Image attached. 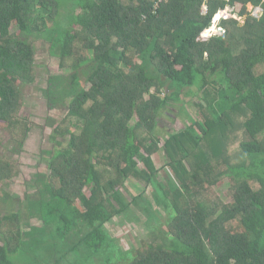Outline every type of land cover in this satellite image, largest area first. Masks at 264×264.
<instances>
[{"label": "trees", "instance_id": "16d2710c", "mask_svg": "<svg viewBox=\"0 0 264 264\" xmlns=\"http://www.w3.org/2000/svg\"><path fill=\"white\" fill-rule=\"evenodd\" d=\"M226 5L243 22L222 19L224 32L208 36L204 28ZM36 41L47 42L64 71L49 74L43 90L49 108L65 106L52 126L64 145L45 150L46 171L20 199L2 184L19 173L15 154L33 122L20 111V86L35 79ZM190 87L204 94L197 117L161 136L159 116ZM0 124L8 133L0 143V264H30L36 228L22 229L25 217L63 223L59 235L88 247L69 251L100 258L113 216L141 205L157 220L142 192L125 196L129 178L150 185L166 215L115 264H264V0H0ZM160 168L170 172L162 177ZM222 179L226 200L215 188ZM45 231L32 236L34 247L45 248ZM44 248L31 264L62 258Z\"/></svg>", "mask_w": 264, "mask_h": 264}, {"label": "rangeland", "instance_id": "374dc122", "mask_svg": "<svg viewBox=\"0 0 264 264\" xmlns=\"http://www.w3.org/2000/svg\"><path fill=\"white\" fill-rule=\"evenodd\" d=\"M247 9L250 10L249 5L247 6ZM63 15L64 13L62 9V18ZM239 22H243V16ZM12 29H14L13 25ZM34 70L35 79L32 82L20 86L24 97L20 111L29 115V118L33 121L22 149H20L21 151L15 154L19 162L20 170L15 177L2 184L3 188L9 191L12 197L20 199H23L27 192L30 193L31 189H34L32 186H28V182L33 180L35 173L46 171L45 157L47 154H45V150H55L59 146L61 147L64 145L63 138H58L60 143L55 142L54 137L52 136V126L64 115L66 111L65 106L62 102H58L55 107L49 108L47 100L43 94V90L47 84V76L49 74L52 75L64 72L58 67V57L56 52L51 53L49 51L47 42L36 41L35 43ZM213 85L215 87H226V83L223 80H216L213 82ZM188 89L189 92L181 97L180 102H176L175 106L170 111H166L159 116L158 124L161 136L165 135L168 131L180 130L183 128L185 125L184 123L190 121L189 116L194 118L197 117L195 116L197 113L194 103L201 101L200 99H202V95L204 94L196 91L194 87ZM207 96L209 97V95ZM179 104H181V106H179ZM7 139L8 133L4 126L0 124V143L7 145ZM0 151H2L1 145ZM153 160L157 167H161L165 162V158L161 153H155L153 155ZM161 169L162 168H160L159 174L162 177L164 174L167 175V173L170 172L168 168H164L165 172ZM215 188L218 194L226 200L225 190L227 189V180L222 179L215 185ZM123 192L128 198L131 194L142 192L143 199L146 202L149 201L151 203V209H157L159 211V214H155L157 220L153 217L148 219V215L140 209L141 205L136 207L133 206L132 211L129 213H122L113 216L103 225L109 239V244L103 248L104 251L99 254L100 258L98 257V259L92 252L89 257H84L85 253L79 255V252L76 254V252L69 251L72 244L75 245L74 249H86L88 247L85 242L78 245V236L75 238L73 233H71L72 235L70 234L73 238L69 237V232L67 231L65 234L59 235L56 232V229L58 225L62 226L63 223L59 222L58 224L57 222L52 221L48 224H42V221L36 217H25L27 223L24 222L22 224V229L26 231L30 226L36 228L34 230L35 233L33 232L34 235L31 234L28 238L26 237L28 239L27 243L29 242L27 249L28 255L24 257V259L28 260L26 263L31 264L32 262L29 261L37 259L36 257L38 256L34 251L44 248H42L41 241L35 247L34 244L31 243L32 236H34L33 239H41L40 236L37 235L41 228L46 230L43 237V246L45 245L44 249H49L50 254L55 247V249H58L57 252H53L51 255L53 261L57 257H62L58 261H52V264H93V257L95 258V264H98L100 259L101 262L99 264H115L121 262L124 257H130L135 252V248L138 246L141 239H149L152 227L154 225L157 226L159 224L157 222L159 221L161 223L166 212L162 210L163 208L161 205L155 204L152 195V187L150 185L145 186L140 180L134 178L127 179ZM5 210H9V208L4 209V211ZM86 227V225H83V223L79 221L75 226V230L77 228L82 233ZM54 233L58 237L56 240L57 243L56 241H53L52 234ZM110 249H112V252ZM109 256L111 259L108 261ZM120 256H123V258ZM75 260H77V262H75Z\"/></svg>", "mask_w": 264, "mask_h": 264}, {"label": "built area", "instance_id": "2783aa9c", "mask_svg": "<svg viewBox=\"0 0 264 264\" xmlns=\"http://www.w3.org/2000/svg\"><path fill=\"white\" fill-rule=\"evenodd\" d=\"M204 10L205 7H203V11ZM250 12L252 15L258 17L261 14V8L259 6L250 7ZM229 17H233L237 20L242 18L230 5H226L223 8L217 9L211 18L209 26L204 28L205 33L208 36L222 34L224 32V28L221 25V20Z\"/></svg>", "mask_w": 264, "mask_h": 264}, {"label": "water", "instance_id": "95a60500", "mask_svg": "<svg viewBox=\"0 0 264 264\" xmlns=\"http://www.w3.org/2000/svg\"><path fill=\"white\" fill-rule=\"evenodd\" d=\"M261 13H262V10H261ZM261 15V14H260Z\"/></svg>", "mask_w": 264, "mask_h": 264}]
</instances>
